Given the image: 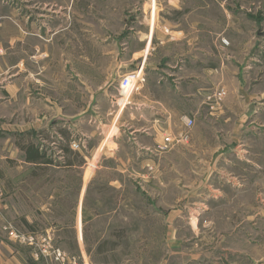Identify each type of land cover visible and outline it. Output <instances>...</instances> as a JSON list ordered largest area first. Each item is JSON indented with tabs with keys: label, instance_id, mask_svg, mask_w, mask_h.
I'll list each match as a JSON object with an SVG mask.
<instances>
[{
	"label": "crops",
	"instance_id": "crops-1",
	"mask_svg": "<svg viewBox=\"0 0 264 264\" xmlns=\"http://www.w3.org/2000/svg\"><path fill=\"white\" fill-rule=\"evenodd\" d=\"M82 1L27 0L22 24L13 8L0 5V160H8L0 167V264H122L112 260L120 244L107 230L116 209L133 194H149L145 188L166 170L154 150L164 136H176L186 117L194 120L192 144L174 145L166 154L173 173L177 158L192 154L199 156V169L169 177L167 185L200 189L193 204H201L209 200L203 193L209 182H235V158L250 151L232 148L216 132L217 147L208 154L196 146L211 136L199 132V123L228 121L236 112L242 122L252 108L254 119H262L264 7L257 15L224 0H144L113 23L96 14V0ZM140 67L144 80L120 93L121 77ZM222 88L227 96L219 102L214 95ZM73 140L83 148L72 149ZM81 156L96 160L93 191L78 196L74 211L49 205L55 194L47 189L57 194L63 182L37 179L38 173L53 166L82 169L87 163L74 160ZM18 157L23 164H9ZM92 170L93 161L80 195ZM6 225L50 234L68 259L16 242Z\"/></svg>",
	"mask_w": 264,
	"mask_h": 264
},
{
	"label": "rangeland",
	"instance_id": "rangeland-1",
	"mask_svg": "<svg viewBox=\"0 0 264 264\" xmlns=\"http://www.w3.org/2000/svg\"><path fill=\"white\" fill-rule=\"evenodd\" d=\"M67 1L58 0L64 3ZM125 1L96 0V14L101 18L105 16L104 18L114 23L125 18L126 10L130 13V5H142L144 0H128V6H125ZM224 2L229 6L244 4L243 12L246 14L257 10L259 15L264 7V0H224ZM25 3L27 0H0V5L4 4L16 11V20L20 24L23 20ZM41 4L42 2L37 3L38 6ZM131 15L133 14H130L129 18ZM222 42L227 46L230 44L225 37ZM220 90H224L225 93L222 99L218 100L219 102L227 96L226 89ZM254 106L259 107L257 103ZM254 110L255 108H252L248 119L242 122L241 119H237L236 112L232 114L235 117L228 121H218L213 124L199 123V132L206 131L211 136L206 134L208 137L205 141L201 144L196 143V146L207 149L208 154L217 147L216 132L219 133L220 140L229 141L227 143L232 148L250 151L247 154L240 151L241 154H245L244 159L240 156L235 158L236 169L233 170L237 174L235 182L223 183L222 179L219 183L209 182V186L212 187L203 189L204 196L209 200L201 204H193L200 199L197 195L201 192L200 189L192 190L167 185L169 177L174 176L178 180L183 178L184 173L186 176L190 175L189 168L199 169V156L192 154L190 160L187 156L178 157V168L176 173H173V168L171 170L173 158L166 154L177 145L192 144L191 140L188 143L176 144L167 150L159 148L158 145H161L162 141L156 145L154 150L161 155L160 169L164 167L166 170L160 173L158 181H154L153 186L145 188L149 194L145 193L141 197L133 194L129 196L132 197V202L122 205L120 212L116 209L118 214L114 216L107 230L112 240L115 239L120 244L121 252L112 256L113 262L120 259L122 264H264V112L262 119H254L251 114ZM132 158L136 160L135 157ZM74 160L81 165L86 163L87 165L82 169L53 166L48 171L38 173L41 176L37 179L63 182L61 186L58 185L57 194L53 188L47 189L48 195L52 192L56 195L49 199V205L57 202L58 206L63 204L68 211L71 208L74 211L78 196H88L89 192L93 191L91 187L93 188L97 183L92 177L95 175L93 171L96 160H92V157L86 159L84 156L74 157ZM7 161L0 160V167L8 164ZM92 161L93 170L90 173V182L86 186L88 189L80 195L84 174ZM13 162L14 165L23 164L19 161V157L13 161L9 160V164ZM99 163L112 164L111 160L104 159ZM189 164L194 166L189 167ZM7 174L8 171L4 172L3 176ZM193 175L199 176V174ZM213 185L219 186L222 194L212 191ZM60 198L63 200H59ZM104 207L108 208V205ZM174 210L179 216L177 214L173 216ZM60 214L63 218V213ZM36 228L35 231L40 230ZM51 242L55 243L54 237ZM68 242L65 244L70 245L71 241Z\"/></svg>",
	"mask_w": 264,
	"mask_h": 264
},
{
	"label": "built area",
	"instance_id": "built-area-1",
	"mask_svg": "<svg viewBox=\"0 0 264 264\" xmlns=\"http://www.w3.org/2000/svg\"><path fill=\"white\" fill-rule=\"evenodd\" d=\"M226 43V42H225ZM142 67L135 69L121 77L118 82V89L120 93L128 94L132 92L139 82L144 80ZM224 90L218 91L214 96L217 100H221L224 95ZM194 125V120L192 118H185V126L181 131L176 135H165L161 145H158L161 150H167L172 148L177 143H188L191 139V128ZM83 146V143L80 140H73L71 142V148L74 150H80ZM0 195H1V180H0ZM5 230L8 233V236L15 240L18 243L25 245L37 247V250H40L41 253L51 254L56 260L65 262L68 258L67 255L59 248L53 246L52 236L48 233L41 232H26L14 228L12 225H6ZM76 262V259L72 260ZM85 264V263H82Z\"/></svg>",
	"mask_w": 264,
	"mask_h": 264
},
{
	"label": "trees",
	"instance_id": "trees-1",
	"mask_svg": "<svg viewBox=\"0 0 264 264\" xmlns=\"http://www.w3.org/2000/svg\"><path fill=\"white\" fill-rule=\"evenodd\" d=\"M112 245L114 246L115 244L112 243Z\"/></svg>",
	"mask_w": 264,
	"mask_h": 264
}]
</instances>
